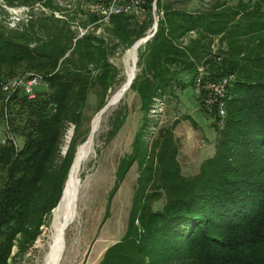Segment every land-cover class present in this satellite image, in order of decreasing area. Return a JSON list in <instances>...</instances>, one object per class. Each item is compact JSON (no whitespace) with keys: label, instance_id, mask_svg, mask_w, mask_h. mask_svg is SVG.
<instances>
[{"label":"trees","instance_id":"1","mask_svg":"<svg viewBox=\"0 0 264 264\" xmlns=\"http://www.w3.org/2000/svg\"><path fill=\"white\" fill-rule=\"evenodd\" d=\"M144 1L143 19L114 13L101 34L89 31L75 39L66 19L41 10H29L26 21L13 25L0 17V123L22 139L17 149L9 140L0 144V264H16L55 208L75 147L89 131L82 127L87 96L98 88L105 92L118 79L108 56L143 35L150 23V0ZM155 5L161 11L156 30L136 48L137 71L129 85L142 122L131 151L116 165L108 197L132 161L135 185L124 231L96 264H264V0H155ZM196 64L204 66L207 79L229 72L235 77L226 89L220 129L195 96L217 137L197 171L183 174L170 129L161 127L147 147L145 111L154 96L191 86ZM27 73L44 84L33 97L21 87L1 89ZM121 121L111 123L107 138ZM67 122L73 130L61 155Z\"/></svg>","mask_w":264,"mask_h":264},{"label":"rangeland","instance_id":"2","mask_svg":"<svg viewBox=\"0 0 264 264\" xmlns=\"http://www.w3.org/2000/svg\"><path fill=\"white\" fill-rule=\"evenodd\" d=\"M52 1L50 0L52 4L50 7L54 5ZM151 2H153V8ZM19 4L23 3L8 5L3 0H0V5L6 11V14H0V17L7 20L8 25L13 24H11L10 10L7 7L15 8ZM43 4L45 5V3ZM146 11L147 9L145 8L139 16L135 17L138 20L143 19ZM160 12L156 8L155 2L150 0V23L145 27L143 35L149 32L148 29L151 28L153 17L157 18ZM58 13L60 14V11ZM61 13L67 18L68 16L78 17L76 16V12L74 14V11L70 10ZM78 20L86 23L91 20V17H80ZM70 27L74 29L71 24ZM101 33L102 31L99 34ZM75 34L76 32H74L73 37ZM132 45L129 48L125 47L123 50L119 49L109 54L108 61L114 69L116 78H118L111 87L107 88L105 92H102L98 88V90L96 89L97 92L90 91L87 96L86 104L82 111V127L88 125L90 131H88L86 139L76 145L75 149H78L74 150L73 160L75 161L81 148L88 142L91 135L92 150L87 159L79 166L76 173V177L81 181L76 198L77 216L65 233V248L58 264H96L104 248L119 239L124 231L137 174L136 161H132L127 167L118 182L115 192L111 197L108 196L114 184H116V165L123 156L131 151L133 135L142 122L136 93L128 87L118 101L109 105L99 115L97 130L92 131L97 111L119 86L123 82H126L128 70L124 63V56L134 46ZM42 86L44 85L41 82L33 86V89L35 91L42 88ZM195 96L190 85L185 84L179 88L173 87L171 93L166 92L161 97L154 96L149 109L145 111L147 126L143 139L146 145H148L147 147H149L152 139L158 134V130L166 126L170 129L176 140L178 148L176 158L183 174H192L197 171L198 163L213 153L215 138L217 137V131L211 125L212 118L204 115L197 109ZM101 102L103 103L100 106ZM98 106L100 107L98 108ZM206 113L213 114L208 111ZM116 119H121L122 121L115 134L107 138V132L111 128V123ZM222 122L223 118L218 117V124L216 125L215 123L218 129L222 127ZM4 126L3 120L0 123V137L4 134ZM72 130L73 124L67 122L59 144V154L61 155L67 147ZM13 139L17 148H19L22 139L18 136H14ZM69 175L70 172L66 178L65 186ZM51 210L47 218H45V223L39 227L40 232L33 240L31 246L23 254L15 258L16 264L42 263V257L46 251L48 240V226L52 217L53 210ZM105 212H107L106 217L102 220Z\"/></svg>","mask_w":264,"mask_h":264},{"label":"built area","instance_id":"3","mask_svg":"<svg viewBox=\"0 0 264 264\" xmlns=\"http://www.w3.org/2000/svg\"><path fill=\"white\" fill-rule=\"evenodd\" d=\"M154 1V0H152ZM53 6L44 5V0L33 2L31 5L19 4L17 7H7L10 10L11 24L18 21H26L29 10H41L44 13H51L55 17L66 19L75 29V36L79 37L89 31L94 34H99L103 30V26L108 22L109 15L119 12H128L135 16H139L143 12L144 0H53ZM57 3L69 4L78 10L77 18L61 17L57 13ZM153 8V2H151ZM91 17V20L84 23L78 20L80 17ZM151 29V28H150ZM148 29V31H150ZM213 43L211 47L213 48ZM216 58H218L216 56ZM205 69L202 64H196L193 71L191 89L192 92L199 97L201 106L208 112L215 115V123L222 116L219 108V100L228 84L234 79L235 75L232 72L221 75L215 79L205 78ZM41 83L40 76L33 73H27L17 78L11 79L2 84L1 89L10 92L15 88L21 87L27 97H33V86ZM43 83V82H42ZM44 85V84H43ZM10 141L14 149L17 146L14 143L13 136L6 130L4 126V134L0 137V144Z\"/></svg>","mask_w":264,"mask_h":264},{"label":"bare ground","instance_id":"4","mask_svg":"<svg viewBox=\"0 0 264 264\" xmlns=\"http://www.w3.org/2000/svg\"><path fill=\"white\" fill-rule=\"evenodd\" d=\"M57 4L61 8L60 9L61 17H66L61 12H65V11H69V10L70 11H76V14H77L76 16H78V10L75 7H71V6H69V4H64V3H57ZM143 10H144V8H143ZM57 13H58V11H57ZM74 14H75V12H74ZM110 16H112V15H109V19H110ZM136 48L137 47L134 45L133 47H131L126 52V54L124 56V63H125V66L128 70V77H127L125 83H127L128 80L131 79V75L134 72V70L132 68V64L136 58ZM125 85L126 84H124V86ZM226 89H225L224 94L221 95L220 100H219V108H220V111L222 114V116H219V117H221V118L224 117V97H225V93H227ZM121 95L122 94H120L119 96H116L114 98L113 103L118 101ZM98 119H99V116L96 115V117L94 118V121H93L94 123H93V131L92 132L97 130ZM217 124H218V119H217ZM91 150H92V135L90 136L88 142L81 148V151L78 154V156L76 157L75 161L73 160L74 163H72L73 165H71L69 168V170L71 169V171H70V175H69V178L67 180L66 186L64 185L65 188L63 186L61 197H60L56 207L54 209H52L53 211H52L51 222H50V225L48 226L49 231H48L47 246H46V251L44 253V256L42 257L43 260H42L41 264H58L59 263V259L61 258L62 253H63L64 248H65V235H66L65 233H66L68 227L72 224L73 220L77 216L76 198H77V193L79 191V188L81 186V181L79 180V178L76 177V173L78 171L79 166L82 165L84 160H86L87 157L89 156ZM76 153H77V151H76ZM68 174H69V171H68ZM68 174H67V176H68Z\"/></svg>","mask_w":264,"mask_h":264},{"label":"water","instance_id":"5","mask_svg":"<svg viewBox=\"0 0 264 264\" xmlns=\"http://www.w3.org/2000/svg\"><path fill=\"white\" fill-rule=\"evenodd\" d=\"M154 2H155V0H154ZM156 24H157V18L154 16L153 17V19H152V23H151V30L147 33H145L144 35H142V36H140V37H138V38H136L133 42H132V44H134L136 47L138 46V45H140V44H143L153 33H154V31L156 30ZM132 68H133V70H134V72H135V70H136V58H135V61L133 62V64H132ZM134 72H133V74L131 75V79H129L128 80V82L127 83H125V82H123L120 86H119V88L106 100V102L103 104V106L97 111V113H96V115H101L104 111H105V109L109 106V105H111L113 102H114V98L116 97V96H119L120 94H123V92L129 87V85H130V83H131V81H132V79L134 78ZM124 84H126L125 86H124ZM52 108H53V105L52 104H50L48 107H47V109H46V111H45V115H49V113L51 112V110H52ZM89 131H90V128H89ZM89 133V132H88ZM86 139V138H85ZM76 150V149H75ZM74 155V154H73ZM71 165V164H70ZM69 168H70V166H69ZM69 168H68V171H69ZM68 171H67V173H68ZM66 176H67V174H66ZM65 180H66V178H65ZM65 180H64V182H63V186H64V183H65ZM62 190H63V187H62V189H61V192H60V195H59V198H58V200H57V202H56V204L55 205H57V203H58V201H59V199H60V197H61V194H62Z\"/></svg>","mask_w":264,"mask_h":264},{"label":"crops","instance_id":"6","mask_svg":"<svg viewBox=\"0 0 264 264\" xmlns=\"http://www.w3.org/2000/svg\"><path fill=\"white\" fill-rule=\"evenodd\" d=\"M209 154H211V152H209ZM208 156H210V155H208Z\"/></svg>","mask_w":264,"mask_h":264}]
</instances>
